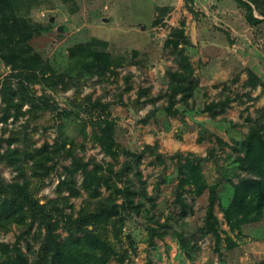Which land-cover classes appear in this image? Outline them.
I'll use <instances>...</instances> for the list:
<instances>
[{
	"label": "rangeland",
	"instance_id": "374dc122",
	"mask_svg": "<svg viewBox=\"0 0 264 264\" xmlns=\"http://www.w3.org/2000/svg\"><path fill=\"white\" fill-rule=\"evenodd\" d=\"M192 6L195 14L186 10L182 0H39L27 8L34 29L22 31V37L55 70L70 71L73 61L68 57L69 47L89 42L92 48L108 53L118 73L114 80L109 76L110 82L96 80L95 76L71 79L69 87L57 91L34 83L35 94L41 95L47 106L39 109L33 105L17 120L7 118L6 123H0V127L7 128L3 135L26 121L35 144L43 140L49 143L63 134L74 141L78 154L92 155L102 161H109L110 157L99 141L119 142L138 150L142 143L157 140L158 150L164 153L191 150L204 154L207 146L215 145L219 155L214 160H203L202 172L207 182H219L218 197L222 203L226 202L231 189L227 178L236 181L237 174L243 172L232 166L230 158L222 152L239 153L230 137H241L246 130V117H253L255 108L264 102V88L260 89L259 85L249 88L242 83L246 69L251 68L264 83V21L247 23L243 7L236 0H193ZM179 28L187 43L180 38L175 45L165 44V39L176 37ZM178 48L186 57L187 64L183 66L178 65L184 59ZM8 71L9 66L0 60V79ZM75 72V69L70 71L72 75ZM128 72L132 87L125 91L123 77ZM169 79L189 81L195 87L185 105L173 104L178 108L177 114L165 113L164 97L144 103L134 99L138 87H146V92L155 95L165 89ZM76 93L79 97L89 93L91 98L110 102L105 121L95 127L97 142L90 134L91 123L87 121L82 127L81 120L94 119L98 109L71 105L68 98ZM225 96L230 98L228 102L206 105ZM22 107L26 109L28 105ZM68 109L67 113L60 111ZM151 161L150 156L142 157L139 168L148 192L157 194L152 211L162 220L161 215L176 211L172 202L176 176L170 161L164 164ZM62 163H67V159H61L46 178L38 193L40 200L53 195ZM13 173L0 162L2 177L9 180ZM83 197L84 193L71 199L76 209ZM187 198L190 200L192 195L187 194ZM205 203L206 191L193 197V211L184 217V224L168 221L194 241L195 248L188 254L168 234L148 242L146 217L133 212L125 215L123 229L130 233L135 250L129 251L122 264H257L264 256V214L258 222L244 225L241 233L228 232L236 245L228 249L221 247L217 252L213 249L212 236L199 229ZM214 211L221 228L227 229L217 205ZM15 232L14 228L0 232V240L11 242ZM27 242L34 249L38 240L30 235ZM24 243L21 240L19 244L27 250ZM27 255L29 259L33 257L28 250ZM106 264L120 263L110 260Z\"/></svg>",
	"mask_w": 264,
	"mask_h": 264
},
{
	"label": "trees",
	"instance_id": "16d2710c",
	"mask_svg": "<svg viewBox=\"0 0 264 264\" xmlns=\"http://www.w3.org/2000/svg\"><path fill=\"white\" fill-rule=\"evenodd\" d=\"M38 1L0 0V60L10 68L0 79L1 124L6 123L9 117L17 120L33 105L39 109L47 106L41 95L35 94L34 83L57 91L69 87L71 79L95 76L96 80L110 82L109 76L112 75L114 80L118 73L113 69L108 53L92 48L89 42L77 43L68 49V57L73 61L70 71L76 70L74 75L70 71L55 70L21 34L22 31L34 29L26 11ZM182 1L186 10L195 14L193 0ZM236 1L243 7L247 23L254 25L264 21V0ZM182 31L181 28L177 29L176 37L165 39L164 43L175 45L181 41L180 38L187 43ZM182 52L178 48V53L184 58L178 65L183 66L187 62ZM129 76L130 72L123 77L125 91L132 87ZM242 83L249 88L256 85L260 89L264 88V83L250 69H246V78ZM194 88L189 81L169 79L165 89L155 95L146 92V87H138L134 99L144 103L164 97L162 108L165 113L175 115L179 111L173 104L185 105ZM143 93L146 94L141 98ZM229 100L225 96L222 100H210L206 105ZM68 101L76 107L98 109L94 119L81 120L82 127L87 121L91 123L90 134L97 142L99 139L95 127L105 121L110 102L100 97L91 98L89 93L81 97L76 93ZM24 104L28 108H23ZM60 111L67 113L69 109ZM246 124L241 137H230L239 153L222 152L224 157L230 158L232 166L243 172L237 174L236 181L227 178L231 189L224 203L217 193L219 182H207L201 166L203 160L218 157L215 145L207 146L204 154L191 150L164 153L158 150L157 140L142 143L138 150L129 149L119 142L102 144L99 141L110 157L109 161H102L92 155L85 157L78 154L74 141L63 134L53 137L49 143L43 140L37 145L26 121L16 129H9L6 135L3 132L7 128L2 125L0 162L14 173L9 180L0 174V232L13 228L16 232L11 242L0 240V264H106L110 260L122 264L129 251L135 250L130 233L123 229L124 216L132 212L146 217L148 242L151 243L153 237L162 238L168 234L188 254L190 249L195 248L194 241L189 235L169 225L168 221L173 219L184 224V217L193 211V197L204 191L206 203L200 231L212 236L213 249L217 252L221 247H233L236 241L228 232L239 234L244 225L258 222L264 214V102L255 108L253 117H246ZM79 146L83 145L80 143ZM146 155L156 164L170 161L176 176L172 188V202L176 211L160 214L162 220L152 211L156 207L157 194L148 192L146 180L139 168L142 157ZM61 159H67V163L61 164L53 195L40 200L39 191ZM82 193L84 197L76 209L71 199ZM187 194L192 195L190 200ZM214 205L218 206L227 229L221 228ZM30 235L38 240L34 249H30L27 242ZM21 240L25 242L27 250L32 252L31 259L28 258L27 250L21 248ZM257 264H264V256Z\"/></svg>",
	"mask_w": 264,
	"mask_h": 264
},
{
	"label": "crops",
	"instance_id": "0c3cea01",
	"mask_svg": "<svg viewBox=\"0 0 264 264\" xmlns=\"http://www.w3.org/2000/svg\"><path fill=\"white\" fill-rule=\"evenodd\" d=\"M251 70L253 71L254 69L251 68ZM254 72L256 73V75H258L260 77V75L257 71L254 70Z\"/></svg>",
	"mask_w": 264,
	"mask_h": 264
}]
</instances>
